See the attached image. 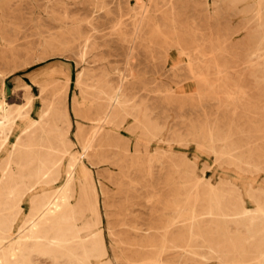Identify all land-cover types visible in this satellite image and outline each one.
<instances>
[{
	"label": "rangeland",
	"instance_id": "obj_1",
	"mask_svg": "<svg viewBox=\"0 0 264 264\" xmlns=\"http://www.w3.org/2000/svg\"><path fill=\"white\" fill-rule=\"evenodd\" d=\"M0 264H264V0H0Z\"/></svg>",
	"mask_w": 264,
	"mask_h": 264
},
{
	"label": "bare ground",
	"instance_id": "obj_2",
	"mask_svg": "<svg viewBox=\"0 0 264 264\" xmlns=\"http://www.w3.org/2000/svg\"><path fill=\"white\" fill-rule=\"evenodd\" d=\"M162 3H164V2H162ZM170 3H171V1H170ZM172 4V3H171ZM163 5V4H162ZM166 6H167V4H166ZM170 7H171V5H170ZM172 8V7H171ZM173 10V9H172ZM129 12V11H128ZM171 12H173V11H171ZM172 14V13H171ZM144 15H146V14H144ZM144 15H142V16H144ZM172 16V15H171ZM145 17V16H144ZM172 18H173V16H172ZM172 23H174V20H172ZM118 25V24H117ZM175 26V25H174ZM184 31V30H183ZM175 32V31H174ZM143 35V34H142ZM144 36V35H143ZM145 37V36H144ZM176 39V38H175ZM187 42V41H186ZM179 46V45H178ZM223 46V45H222ZM181 49V48H180ZM209 49V48H208ZM218 51V50H217ZM216 51V52H217ZM183 52V51H182ZM215 52V53H216ZM254 53V52H253ZM212 54V53H211ZM226 55V54H225ZM207 59V58H206ZM217 70V69H216ZM217 77V76H216ZM175 80V79H174ZM182 82V81H181ZM237 92H238V90H237ZM239 93V92H238ZM199 99V98H198ZM231 99H232V97H231ZM235 99H233V101H234ZM119 103V102H118ZM199 103V102H198ZM114 104V103H113ZM201 104V103H200ZM201 108V107H200ZM115 117V116H114ZM243 143V142H242ZM228 147V146H227ZM248 152V151H247ZM225 154V153H224ZM229 157V156H228ZM200 181V180H199ZM197 183H198V180H197ZM196 183V184H197ZM193 187H195V186H193ZM197 187V186H196ZM196 200V199H195ZM212 206L214 205V207H212V213H214V212H216V207H215V204L213 203V204H211ZM181 206V205H180ZM199 206V205H198ZM218 209V208H217ZM173 210V209H172ZM183 210V209H182ZM175 212V211H174ZM178 212V211H177ZM191 212V211H190ZM193 214V213H192ZM180 216V215H179ZM182 216V215H181ZM189 216V215H188ZM208 217V216H207ZM179 218V217H178ZM187 218V217H186ZM188 218H190V216L188 217ZM199 218V217H198ZM204 219V218H203ZM203 219H202V221H203ZM193 220V219H192ZM196 221V220H195ZM191 222H193V221H191ZM172 223H173V221H172ZM170 224V223H169ZM174 224V223H173ZM195 224H197V223H195ZM172 225V224H171ZM192 225V224H191ZM188 226V225H187ZM167 227H169V226H167ZM171 227V226H170ZM169 227V228H170ZM175 227H177V226H175ZM191 229V228H190ZM168 230V229H167ZM181 230V229H180ZM190 231H192V229L190 230ZM168 232V231H167ZM166 232V233H167ZM166 233H165V235H166ZM152 236V235H151ZM165 238V237H164ZM148 239V238H147ZM166 239V238H165ZM148 241V240H147ZM163 241V240H162ZM152 243V242H151ZM162 245V244H161ZM188 246V245H187ZM162 248V247H161ZM210 248V247H209Z\"/></svg>",
	"mask_w": 264,
	"mask_h": 264
}]
</instances>
